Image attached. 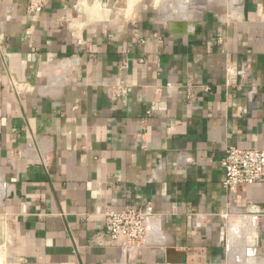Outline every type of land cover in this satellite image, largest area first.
<instances>
[{"label":"crops","instance_id":"1","mask_svg":"<svg viewBox=\"0 0 264 264\" xmlns=\"http://www.w3.org/2000/svg\"><path fill=\"white\" fill-rule=\"evenodd\" d=\"M45 1L0 0V264H264V177L220 165L264 150V0Z\"/></svg>","mask_w":264,"mask_h":264},{"label":"built area","instance_id":"2","mask_svg":"<svg viewBox=\"0 0 264 264\" xmlns=\"http://www.w3.org/2000/svg\"><path fill=\"white\" fill-rule=\"evenodd\" d=\"M45 4V0H29L27 11L36 15L42 11ZM116 88L118 95L122 97L127 96L131 90L124 82H120ZM193 88L194 86L189 84L186 87L189 97L193 95ZM220 165L223 170V189L234 192L238 186L255 183L264 177V150L228 146ZM149 215L147 209L124 208L116 212L107 211L104 214V233L117 247L138 248L143 242Z\"/></svg>","mask_w":264,"mask_h":264}]
</instances>
